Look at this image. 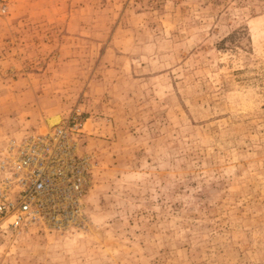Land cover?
Wrapping results in <instances>:
<instances>
[{"label": "rangeland", "instance_id": "1", "mask_svg": "<svg viewBox=\"0 0 264 264\" xmlns=\"http://www.w3.org/2000/svg\"><path fill=\"white\" fill-rule=\"evenodd\" d=\"M76 114L78 204L0 264H264V0H0V160Z\"/></svg>", "mask_w": 264, "mask_h": 264}, {"label": "built area", "instance_id": "2", "mask_svg": "<svg viewBox=\"0 0 264 264\" xmlns=\"http://www.w3.org/2000/svg\"><path fill=\"white\" fill-rule=\"evenodd\" d=\"M83 121L76 114L42 134L11 142L0 160V222L59 223L84 192L87 161L75 154ZM66 216V215H65Z\"/></svg>", "mask_w": 264, "mask_h": 264}, {"label": "bare ground", "instance_id": "3", "mask_svg": "<svg viewBox=\"0 0 264 264\" xmlns=\"http://www.w3.org/2000/svg\"><path fill=\"white\" fill-rule=\"evenodd\" d=\"M58 122H59V120H58V118H56V117L50 118V119L47 121L48 125H50V126L55 125V124H57Z\"/></svg>", "mask_w": 264, "mask_h": 264}]
</instances>
